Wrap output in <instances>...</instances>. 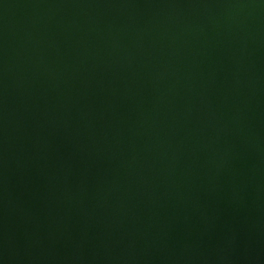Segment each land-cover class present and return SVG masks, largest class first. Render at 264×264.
<instances>
[{
	"label": "water",
	"instance_id": "1",
	"mask_svg": "<svg viewBox=\"0 0 264 264\" xmlns=\"http://www.w3.org/2000/svg\"><path fill=\"white\" fill-rule=\"evenodd\" d=\"M0 264H264V0H0Z\"/></svg>",
	"mask_w": 264,
	"mask_h": 264
}]
</instances>
